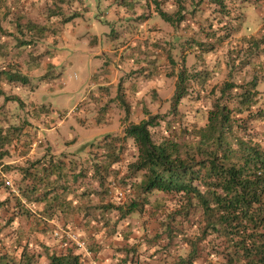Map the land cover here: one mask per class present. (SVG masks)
<instances>
[{"label":"rangeland","instance_id":"obj_1","mask_svg":"<svg viewBox=\"0 0 264 264\" xmlns=\"http://www.w3.org/2000/svg\"><path fill=\"white\" fill-rule=\"evenodd\" d=\"M11 1L17 19L10 26L22 30L20 40L27 45L19 48L14 42L10 63L33 79L27 86L10 85L0 79V127L24 124L21 139L32 143L27 155L24 149L5 145L9 153L3 161L12 164L9 166L18 169L25 159L29 164L49 152L57 159L74 158L84 164L86 158L102 152L105 140L119 136L120 159L113 165L119 173L112 174L107 182L112 186L110 201L121 204L140 195L131 185L141 175H130L128 171V164L138 153L134 140L125 137L131 123L157 115L160 123L151 127L154 141L184 140L207 123L208 111L226 82L237 85L230 94L238 98L242 87L255 78L260 90L258 108L264 110V47L259 44L256 48L255 44L253 48V40L246 33L264 27V16L258 14H264L260 0H225L227 11L213 0H158L162 9L170 13H175L179 4L184 9V20L174 25L158 14L157 0H91L93 9L89 11L82 8L89 0ZM6 12L7 6L1 8L4 28L9 25ZM71 15L72 20L66 22ZM18 16H22L20 26ZM29 18L31 23L47 29L31 31V23L25 21ZM183 68L188 75L204 70L210 76L203 84L188 81L189 91L178 112L173 113L172 98ZM47 73L50 75L43 79ZM37 86L40 90L32 98L30 90L35 92ZM31 99L46 103L41 119L34 116L39 108L30 105ZM250 124L264 139V119ZM93 142L99 146H90ZM98 160H92L90 165L94 167ZM11 169L0 164V180L13 183ZM98 185L94 182L92 186ZM4 197L0 194V200ZM176 202L174 195L156 193L150 196L143 212L117 221V211H113L110 225H105L95 207L90 210V223L81 217L74 221L60 217L51 219L50 224L38 225L34 218L18 217L12 229L19 230L15 238L21 236L24 242L29 238L32 245L47 246L50 252L62 251L75 233L80 241L86 240L82 248L90 252L87 264H177L180 253L186 256L189 247L183 242L177 244V240L167 244L166 239L157 237ZM85 203L97 206V194ZM25 205L35 213L43 208L39 203ZM1 222L4 223L2 217ZM205 260L201 256L194 264H204ZM48 261L44 252L36 264Z\"/></svg>","mask_w":264,"mask_h":264},{"label":"trees","instance_id":"obj_2","mask_svg":"<svg viewBox=\"0 0 264 264\" xmlns=\"http://www.w3.org/2000/svg\"><path fill=\"white\" fill-rule=\"evenodd\" d=\"M213 1L227 11L225 0ZM157 3L156 10L165 21L174 25L184 20L180 4L175 13H170L162 9L158 0ZM72 17L65 21H71ZM30 27L31 31L47 29L33 22ZM1 31L4 32L0 25ZM16 45L20 48L27 43L17 38ZM49 75L47 73L43 79ZM209 76L204 70L192 75H188L185 68L179 72L172 98L173 113L178 112L179 104L189 91L187 82L195 80L203 84ZM0 79L27 86L33 77L6 68L0 70ZM258 86L255 78L242 87L238 98H233L230 92L237 85L226 82L208 111L207 123L195 128L184 140L154 141L151 127L160 123L157 115L128 125L125 137L133 139L138 150L136 159L128 164V171L130 175H141L140 180L129 185L140 195L121 204L110 201L112 186L107 182L112 174L119 173L113 169L120 159L118 144L122 139L119 136L105 140L102 152H95L97 158L91 155L93 158H86L84 164L74 158L57 159L49 152L29 164L25 159L17 169L4 163L9 153L4 147L13 145L15 150L24 149L27 155L32 143L22 140L26 126L7 123L11 125L0 127V164L7 169L13 167L14 181L0 180V194H5L0 200V264H36L44 252L48 255V264H87L90 252L75 241L68 239L62 251L50 252L47 246L32 245L29 238L26 242L21 236L15 238L19 230L12 229L13 222L24 217L46 225L53 218L74 221L81 217L82 221L90 223V210L97 207L105 225H110L112 216L109 215L113 211H117V221L143 212L150 203V196L156 193L177 197L175 208L166 214L161 233L157 234L160 239H166L167 244L177 240V244L183 242L189 247L186 256L180 253L177 264H194L201 256L206 258L204 264H264V139L250 124L264 119V110L258 108ZM45 105L38 108L43 112ZM34 116L41 119L39 114ZM94 145L95 142L90 144ZM92 160H98L94 167L90 165ZM94 182L99 183L98 187L92 186ZM96 194L97 206L85 203L94 200ZM25 201L43 204V208L35 213Z\"/></svg>","mask_w":264,"mask_h":264},{"label":"crops","instance_id":"obj_3","mask_svg":"<svg viewBox=\"0 0 264 264\" xmlns=\"http://www.w3.org/2000/svg\"><path fill=\"white\" fill-rule=\"evenodd\" d=\"M134 1L136 2L137 0H134ZM99 2H101V0H99ZM259 2H262L264 4V0H260ZM259 2H257V3H259ZM121 3L129 6V4L125 3L124 1H121ZM257 3H256V5H257ZM73 5H74V3H73ZM6 6L8 7V12H6L7 16H5V18H8L9 25L7 28H4L3 27V25H4L3 17H2V20L0 19V25L2 26V28L4 30V32H2V31L0 32V37L3 36V39H5L3 41H0V59H5V60H3L4 62H0V70L6 69V68L14 69L13 65L10 63V58L13 55L12 54L13 45H14V42L17 41V38H21L19 35L23 34L22 30H19V28H15L13 26H10V23L17 19V15H15V12H14L15 10L13 11V7H15V4L12 5L11 0H0V15H1V8H5ZM258 6L262 7V5H258ZM82 8L87 10V11L93 9L92 8V1L89 0L87 2V4H85V8L83 5H82ZM108 11H110V10L108 9ZM121 11L125 12V10H123V9ZM258 14L261 17L264 16V14L262 15L260 13V11H258ZM21 18H22V16H18V19H19L18 22L21 21L20 20ZM29 20H30V18L26 19L25 21L28 22ZM12 24H14V23H12ZM20 24H21V22L19 23V26H20ZM246 33H248V35L251 36L250 38L253 40V42H251V45L253 46V48H254L255 44H256V48L259 46V44H260V46L264 47V27H263V25L260 26V28L257 29L256 31H254L253 33L249 32V30H246ZM259 38H260V40L255 41L256 39H259ZM20 48H22V47H20ZM4 55H6V56H4ZM2 83H4V81ZM39 90H40L39 86L36 87L35 92L32 89L30 90V94H31L32 98L35 97V95L38 93ZM13 93H15V91H13ZM43 104H46V103L45 102L38 103L35 99L30 100V105H35V106L39 107V105H43ZM35 113L41 115L42 111L39 109V110H36Z\"/></svg>","mask_w":264,"mask_h":264},{"label":"built area","instance_id":"obj_4","mask_svg":"<svg viewBox=\"0 0 264 264\" xmlns=\"http://www.w3.org/2000/svg\"><path fill=\"white\" fill-rule=\"evenodd\" d=\"M71 237H72V240L75 241L77 244H79L80 246H84V241H80L77 235L74 234Z\"/></svg>","mask_w":264,"mask_h":264}]
</instances>
